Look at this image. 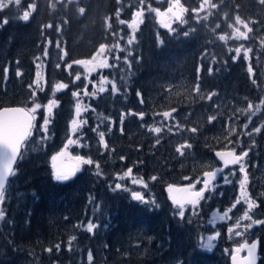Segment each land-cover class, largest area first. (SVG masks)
Instances as JSON below:
<instances>
[{
    "label": "trees",
    "instance_id": "1",
    "mask_svg": "<svg viewBox=\"0 0 264 264\" xmlns=\"http://www.w3.org/2000/svg\"><path fill=\"white\" fill-rule=\"evenodd\" d=\"M201 2L181 0L189 9L198 8ZM212 2L217 4L216 9L206 8L199 14L201 18L207 16L206 20L197 22L196 14L189 11L185 14L189 21L187 25L174 23L178 34L166 31L158 23L155 13L148 11L149 7L164 11L168 0H145L144 5L138 0H22L19 7L12 4L0 10V108L31 107L33 100L42 105L50 99L58 101L48 134L39 130L44 112L43 108L38 110L33 135L24 145L23 156L18 158L14 167L17 175L6 184L5 201L0 203V208L5 211L4 219L0 221V264H89V251L93 255V264H227V258L219 251L206 252L195 241L199 234L209 232L212 224L217 223L216 213L210 209L213 204L200 203L196 213H188L179 219L165 194L169 184L188 186L197 184V181L201 183L202 174L216 166L213 151L232 148L227 139H210L218 125L219 131L227 135L224 128L228 109L255 103L260 96L264 100L261 79L264 5L259 0ZM29 3H35L37 7L30 20L23 22L19 16L23 6L28 7ZM81 7L85 9L84 13H80ZM118 9L119 19L126 22L131 21L134 11L144 12L143 23L133 35L136 37L134 43L125 53L118 54L119 63L113 59L110 65L115 66L102 71V75L117 83L120 90L113 94L106 89L89 99V110L78 118L87 123L73 134L70 124L76 118V107L72 93H80L85 88L83 77L76 80L78 67L72 62L90 58L101 43L110 46L118 41L116 35L118 32L121 35L127 25L119 24ZM236 15L253 28L249 33L252 39L220 41V35L232 30L230 24L239 26L235 24ZM49 24H52L51 28L46 27ZM190 27L194 30L185 37L183 33ZM241 30H244L242 26ZM240 44L252 47L253 52L248 61L241 54L233 62L231 57L235 53H229L228 49ZM45 46L47 56L44 55ZM128 51L132 52L131 67L123 62ZM61 56L64 60L60 59ZM37 57L43 62L40 88L34 83L39 71L36 64L40 59ZM67 64L72 67L68 68ZM249 65L253 67L251 78L247 71ZM197 67L201 68L199 81ZM209 67L214 70L212 74ZM18 69L21 71L19 77L16 75ZM60 83L68 87L55 91ZM197 84L199 93L195 91ZM138 90L141 97L137 96ZM33 91L35 97L31 96ZM211 93H215L212 100L221 103L224 109L216 120L209 123V115H203V112L207 113L212 105V101L205 100ZM173 108L177 111L172 117L179 122L183 115L188 116L186 127L179 134L166 133L165 130L157 136L144 134L138 124L139 115H127L129 111L144 112L149 120L157 121L164 118L161 115L164 111ZM121 113L125 114L123 123ZM97 127L105 132L106 149L99 144L98 132L92 131ZM191 127H197L198 132L186 130ZM80 135L82 146L76 150L70 147L68 156L91 158L93 165H84L68 181H56L51 157L63 149L69 136L78 139ZM183 136L185 139H181ZM179 139L191 144L188 151L195 159L189 157L185 163L174 154ZM197 156L202 157L201 163ZM96 164L101 166L99 176L96 175ZM249 164L252 165L253 161ZM130 167L133 172L142 174L141 178L148 184L147 188L139 185L136 190L145 192V198L153 196L160 205L158 208L111 190L114 176ZM188 169H193L192 178L184 179L181 176L189 173ZM156 171L165 176L163 181L150 179L149 174ZM247 190L257 204L253 209L255 219L264 220V180L250 182ZM231 197L234 195L227 192L219 195L214 206L219 216L231 209L229 219L236 221L237 207L232 209L228 203L233 202ZM91 198H94L93 203H90ZM89 219L101 225L94 234L78 227L81 224L86 226ZM220 233L223 235L224 230L221 229ZM73 236L76 239L69 245ZM253 236L259 241L257 264H264V225L253 227ZM149 238H152L151 242ZM56 244L60 245L58 251ZM48 248L52 251H46Z\"/></svg>",
    "mask_w": 264,
    "mask_h": 264
},
{
    "label": "snow or ice",
    "instance_id": "2",
    "mask_svg": "<svg viewBox=\"0 0 264 264\" xmlns=\"http://www.w3.org/2000/svg\"><path fill=\"white\" fill-rule=\"evenodd\" d=\"M138 3L140 5H144L145 0H138ZM259 3L261 5H264V0H259ZM12 4H15L16 6H21L22 0H0V10L6 9ZM37 5L35 3H29L26 10L22 12V14L19 16V19L23 22H28L30 20V16L32 15V12L36 9ZM218 6L216 3H213L212 0H202L199 7H192L191 9L184 6V4L181 3V0H168V7L161 11L159 8H151L149 7L148 11L154 12L161 27L167 29L170 33H177V29L173 27V24H177L179 26L187 25L189 21L185 19V14L189 11L196 14L195 19L197 22H200L201 19L206 20L207 16L201 18L200 12L204 11L206 8L210 9H216ZM80 13H84L85 9L81 7L79 9ZM119 13L120 9L117 10V19L119 21V24L124 25L127 23V27L132 30L133 33H135L139 26L143 23V10L134 11L132 15V19L130 22H126L123 19H119ZM211 14V13H209ZM4 23H7V20L4 21ZM107 24V21L105 22ZM235 24L242 26L244 29L241 30L240 27H233L231 24L229 27L232 28V34L231 36L226 35H220L219 40L220 41H226L227 39H235L237 41L240 40H250L252 37L249 36V33L253 32V28L249 26V23L245 22L239 15H236L235 17ZM46 27L51 28L52 24L47 25ZM109 28H111V25H108ZM217 28L220 27L219 24L216 26ZM59 27L57 28V31H59ZM194 29L191 27L184 31L183 35L185 37H188L192 34ZM115 35V33H113ZM178 34V33H177ZM136 39L135 36H131L127 40L128 45H132L134 43V40ZM57 47L59 48L60 45L57 43ZM261 47H264V39L261 40ZM115 49L117 52H123L125 51L124 48H121L119 43L114 44L113 46H108L105 43H101L99 45V48L97 52L92 56L91 60H84L79 59L75 60L72 63L77 65H82L85 69V72L88 74H91L93 72H96L97 69H108L109 67H114L115 65H110L108 55L106 54V51L108 53H111ZM61 51L63 52V49L61 48ZM229 53L233 52L235 55H233L231 58L233 62H236L237 59L241 56H243V59L245 61L249 60L250 53L253 52L252 47H245L244 44H240V46L235 47L234 49L229 48ZM44 55H48V49L47 46H45V52ZM65 56L67 53L64 54ZM132 56V52L128 51L127 55L123 58L124 64L131 67L130 63V57ZM37 59H40V57H37ZM61 60H64V56L60 57ZM120 57L117 55L115 57V60L117 63L120 61ZM213 62H215V57L212 58ZM40 66L37 65V68ZM57 68L60 67L59 64L56 65ZM68 68L72 67V64H67ZM197 80L199 81L201 77L199 76V73L201 71L200 67H197ZM209 73H213V68L209 67L208 69ZM247 71L249 73V76L251 78V75L253 73V67L251 65L248 66ZM5 73V79H7V73L8 68L6 67L4 69ZM16 75L19 77L21 76V71L18 69ZM80 79V75H76V80ZM85 79H87V76H85ZM40 73L37 72V80L34 81L37 88H40ZM254 84L256 83L255 80L252 81ZM105 84H111V92L113 94H117L119 92V87L117 83L113 82L112 80H109L106 76H101L100 82H99V88L97 91L99 93H104L106 91ZM31 87V85H30ZM68 85L64 83H60L56 85L57 91L61 89L67 88ZM93 88H96V85H93ZM85 89H87V85H85ZM43 91V89H40ZM195 91L197 93L200 92L199 84H197ZM95 92L89 93L87 90L84 91L85 96H95ZM72 95L78 96L79 93L74 91ZM212 95H215V93H211L208 96V99L211 100ZM32 97L36 96V92L33 91L31 93ZM137 96L141 97V92L137 91ZM140 103L143 104L144 100L141 98ZM58 101L55 99L48 100L47 104L42 105L41 103H36L35 100H33L31 107H3L0 108V203H3L5 201L6 197V184L9 181L10 178L15 177L17 175L16 171L14 170V164L17 162L18 158H22L23 153L22 149L26 142H28L29 138L33 135V128L35 127L34 122L37 120V112L38 110L43 108L44 117H43V123L40 125V129L45 134H48L50 131L49 125L52 123V115L53 110L57 107ZM259 110V106L253 105L251 102L247 105V111H253ZM86 109L84 106H82L80 103L76 104V111L75 116L76 118H73L71 120L70 124V131L73 134H76L80 131L82 125L86 124V120L78 119L82 113V111H85ZM177 109L173 108L171 111H164L161 115L164 117L165 120L172 118V113L176 112ZM241 111V110H237ZM127 115H139L140 119L143 120L144 118V112H131L129 111ZM215 115H209L208 116V122L211 123L212 121L216 120ZM125 119V114L121 113L120 120L121 123H123ZM238 119V117H237ZM244 128L247 129L248 125L245 124ZM151 132L160 133L161 128L160 127H154L149 129ZM187 131H190L191 133H197L198 128L197 127H191L190 129H186ZM262 130L261 127H255L251 131L244 132V135H247L249 137L252 136L253 133H260ZM92 131L98 132L99 135V144L103 148H108V144L105 142V132L99 131L98 127L93 128ZM109 131H111V128H109ZM123 131V129H121ZM236 129L232 127L230 129V133H235ZM47 138V135H45V139ZM156 143L159 144L160 140L157 139ZM230 144L233 142L230 140ZM240 143L239 139L236 141V145ZM78 140L73 139L71 136L67 139V142L64 144L63 149L58 152L56 155H53L51 157L52 160V168H53V176L56 181L64 182L68 181L72 177H74L78 172L81 170L82 165H93L94 161L91 158H86L82 155H76L75 157H69L67 149L70 145H77ZM191 148V144L185 143L176 148V152L180 153L181 156L185 155L184 149ZM215 156L219 158L223 162L224 167H228L229 165H238L239 173L242 175V178L239 180V190L240 195L237 198L236 202L232 205V208H235L237 204H239L241 201H243L247 205V209L244 211L243 215L240 216L236 223L228 228V233L233 234L236 237H243L246 233L249 232L250 229H252L254 226L257 225H264V220L262 219H254L252 216L253 209L257 208L256 201L249 197L247 185H248V172L246 170V158L249 156V150L244 149L239 152V154L236 151V146L234 145L230 150L227 151H216ZM62 158H68L72 161V163H64ZM121 160L124 159V157H120ZM61 160V163L57 164V161ZM96 175H100V165L96 164ZM223 169H216L214 171H205L203 173V187L199 188V190H194L196 185L190 183L186 187H175L172 184H169L167 186V192L169 193V199L171 200L174 207L178 208V211L174 213V215H178L181 218L185 217V206L191 205L193 208L197 204L200 203L201 200L205 198L206 191H211L213 186V181L216 179L217 174L219 172H222ZM132 174V168H128L127 171L124 173V175L119 176V180H124L126 176H131ZM234 174V173H233ZM152 180H156L157 177L153 176L151 178ZM185 179H189L188 177H185ZM224 182L229 183V179L227 176L224 177ZM131 183L133 185H141L144 188L148 187V184L145 183L143 179H132ZM199 183V181H197ZM112 191L122 190V191H130V195L132 200L140 202L145 205H154L155 207H159V203L156 200H146L145 196L140 192L136 190H130L127 187H125L122 183H115L114 188L111 189ZM22 195V194H20ZM94 202V198L90 199V203ZM225 211L222 216L219 217L221 221H224L226 218H229V212ZM5 217V211L3 208H0V221H2ZM241 221H249V223L241 224ZM78 227L85 228L86 231L90 234H94L96 230H98L101 225L93 222L91 219H89L88 223L85 225L81 224L78 225ZM103 227H107V225H104ZM243 229L242 231L236 230V229ZM220 234L217 232L215 235H210L207 237L206 242L202 245L203 248H206L208 250H211L213 248V241L219 236ZM76 237L73 236L71 240H69V245L72 244V241L75 240ZM152 238H149V242H151ZM258 245L259 241L258 239H253L251 242L248 241V239H244L243 242L238 243L236 246H234L231 249V264H257L258 259L260 258L258 256ZM57 251L60 248L59 244L55 245ZM46 251L51 252L52 249L48 248ZM147 251V249H145ZM227 251V250H226ZM241 252H246V255L241 256ZM88 262L89 264H93V255L91 251L88 253Z\"/></svg>",
    "mask_w": 264,
    "mask_h": 264
},
{
    "label": "rangeland",
    "instance_id": "3",
    "mask_svg": "<svg viewBox=\"0 0 264 264\" xmlns=\"http://www.w3.org/2000/svg\"><path fill=\"white\" fill-rule=\"evenodd\" d=\"M26 8L27 7L24 5L23 11L26 10ZM158 23H159V21H158ZM238 27L241 28V26H238ZM165 30L168 31L167 29H165ZM231 34H232V30H229V31H227L226 36L230 37ZM117 35H116V37H117L118 41L114 42L110 46H113L114 44L119 43L121 48H124L125 51L117 52L115 49H113V51L111 53H108L106 51V54L108 55V58H109V63L111 60L115 59V57L119 53H125L127 51V49L130 47V45L127 44V40L131 36H133L134 33L132 32L131 29H129L127 27V25H125L123 33L120 35L118 32ZM230 40L231 39H227L226 41H223V42L228 43ZM46 45H47V43H46ZM92 56L88 59H85V60H91ZM37 65H39L40 67L37 68ZM77 67H78V69H76L77 74L79 73V75L81 77H83L82 78L83 79V87L85 88V85H87V89H85V90H87L89 93L95 92L96 93L95 96L100 94L97 91V89L99 88L100 78H101V76H103L102 71L104 69H97L96 72L88 74L85 72V69L82 65H77ZM36 69H39L40 78H41L42 77V71L41 70L43 69V62L41 59L36 64ZM85 76H87V79H85ZM93 85H96V88H93ZM54 89H55V91L57 90L56 88H54ZM105 89L111 90V84H105ZM95 96H92V95L85 96L84 91L80 92L79 95L75 96V98H74L75 99V106L74 107H76L77 103H80L86 109L85 111H82L81 114L87 113V111L90 108L88 105V100L91 98H94ZM205 100H207L208 102L212 101V105L210 106V109L207 111V113L203 112V115L207 114V115H215L216 117H219L220 114H222L224 106L221 103L216 102L215 99L212 100V98H211V100H209L208 96L205 97ZM252 104L255 106H259V110L257 111L255 109H253V111H247L248 103L245 106H241V107L235 108L233 110L228 109L227 110L228 117H227V120L225 123L226 126L224 128V130L227 132V135H224L221 131H219L220 125H218V128H216V131L210 135L211 140H213V139L214 140L227 139L229 141L231 140L233 142L231 144V146L232 147L234 145L236 146L237 153H239L241 150H244V149L249 150V156L246 158V165H247L246 170H247L248 176H249L248 185L250 182H253L255 180H260V181L264 180V130H262L260 133H253L251 137L244 135V132L251 131L255 127H261L262 129H264V100L260 96L258 98V100ZM237 110H241V111H237ZM237 117H238V119H237ZM187 118H188L187 115H183L180 122L175 117H172V118L167 119V120L160 117L157 119V121H152V120H149L146 116H144L143 120H141L139 117L138 124L141 127V131L144 132V134H148V135L149 134H152L155 136L159 135V133L151 132L149 130L150 128H154V127H160L161 131L165 130L166 133L176 132L177 134H179V133H181V130H183L186 127L185 121L187 120ZM245 124L248 125L247 129L244 128ZM232 127H234L236 129L235 133H230V129ZM80 139H81V135L77 139L78 144L69 146L67 150H69L70 147L73 148L74 150H76V148L81 147L82 143H80ZM181 139H185V136L181 137ZM237 139H239V141H240V143L238 145H236ZM224 141H226V140H224ZM182 144H185V142L181 141L179 139V141L175 144V149ZM219 149H222V148H219ZM188 150H189V148L184 149V152H185L184 156H181L180 153H177L176 151L174 154H176L178 157L181 158L182 161H184L186 163L188 161L189 157H191ZM54 155H56V154H54ZM191 158L195 159V157H191ZM201 158H202L201 156L196 157V159L199 163L202 162ZM62 159H63L64 163H72V161L67 159V158H62ZM256 160H258V162ZM251 161H253L252 165L249 164V162H251ZM50 163H52L51 159H50ZM60 163H61V161H60ZM83 166L84 165H82L81 168ZM238 168H239V166L237 165L234 168H232L231 170H229V171L219 175L218 177H216V179L213 181V186H212L211 191H206L205 198L200 201V203H205V205H207V206H209V204H213L210 207V209H211L213 214L216 213L215 219H216L217 223L215 222L214 224H212L213 227L211 229H209V232L199 234L195 240L196 244L200 249H202L206 252H210L213 249L217 250L221 254H223L226 258H228L229 254L231 252V247L233 245H236V244L244 241V239H246V238L248 239V241H251L254 237L253 236V228L250 229L249 232L246 233L245 236H243V237H236L234 235V233L229 234L228 228L233 226L236 223V221L229 219V218H226L224 221H221L219 219V217H220L219 214H217L219 212H216L217 207L215 208L216 204L218 203L215 198H218L219 195H221V194H225L227 192L229 194L234 195V197L230 198L233 202H231V201L228 202L230 208H232L231 203L234 204L236 202L237 198L239 197V195H240L239 180L242 178V175L239 173ZM188 171H189V173L182 174L181 177H184V179H185V177H188L189 179L192 178L193 169H190V170L188 169ZM125 172L119 173L118 175L114 176V179H113L114 186H115V183H122L128 189L136 190V188L139 185H133L131 183V180L134 178L135 179H142L141 178L142 174H138V173L132 171L131 176H126L124 178V180H122V181L119 180L118 177L124 175ZM178 175L179 174H177V176ZM153 176L157 177L156 180H160V181H163L162 178H165V176H161L159 174V172H157V171L151 172L149 174L150 179ZM225 176L228 177V179L230 181L229 183L224 182ZM194 184L196 185L194 190L198 189L200 186V183H197V184L194 183ZM114 186H113V188H114ZM252 187H253V185H252ZM117 191L125 193L128 195V197L131 198L130 191H127V192L122 191V190H117ZM136 191H140V190H136ZM140 192L144 196L146 195L145 192H142V191H140ZM150 195H152V193H150ZM145 199L146 200H149V199L155 200V198L153 196H150V197L145 198ZM213 199H215V200L212 202ZM205 205H203V208L205 207ZM171 207L174 209L173 211H175V213L178 211V208L174 207L173 205ZM197 207H198V204L195 206V208H193V206H191V205H186L185 206V217L188 213H190V214L196 213L195 210H197ZM236 207L237 208L235 209V213H236V219H238L240 216L243 215L244 211L247 209V205L243 201H241L239 204L236 205ZM252 216L255 219L253 212H252ZM178 218L183 219L179 216H178ZM246 223H249V221H241V224H246ZM221 229L224 230L223 235H221V233H220ZM236 230L242 231L243 229L241 228V229H236ZM217 232L220 235L217 236V238L213 241V248L211 250L203 248L202 245L206 242L207 237L210 235H215Z\"/></svg>",
    "mask_w": 264,
    "mask_h": 264
},
{
    "label": "water",
    "instance_id": "4",
    "mask_svg": "<svg viewBox=\"0 0 264 264\" xmlns=\"http://www.w3.org/2000/svg\"><path fill=\"white\" fill-rule=\"evenodd\" d=\"M262 84H263V86H264V66H263V69H262ZM6 107H19V106H6ZM1 108H3V107H1ZM216 151H227V150H215V151H213V157L215 158V160H216V162L218 163V166L217 167H214L212 170H210V171H214V170H216V169H223V171H225V170H227V169H230V168H233L235 165H229L228 167H224V165H223V162L221 161V160H219V158H217L216 156H215V152ZM60 163V160H58L57 161V164H59ZM15 165V164H14ZM51 168H52V165H51ZM53 169V168H52ZM222 171V172H223ZM221 172H219L218 174H220ZM217 174V175H218ZM203 179H204V177H203V174H202V180H201V183H200V188L201 187H203ZM175 187H186V185H179V186H175ZM165 194H166V197H167V200H168V202L169 203H171L172 204V202H171V200L169 199V193L167 192V189H166V191H165ZM173 205V204H172ZM249 242H251V241H249ZM234 247V246H233ZM232 247V248H233ZM231 248V249H232ZM244 255H246V252H241V256H244ZM227 264H231V253H230V255L228 256V259H227Z\"/></svg>",
    "mask_w": 264,
    "mask_h": 264
}]
</instances>
